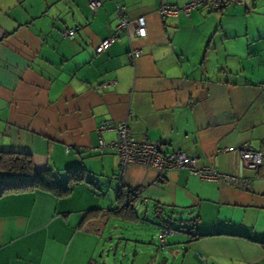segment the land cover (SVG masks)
Listing matches in <instances>:
<instances>
[{"label":"crops","instance_id":"1","mask_svg":"<svg viewBox=\"0 0 264 264\" xmlns=\"http://www.w3.org/2000/svg\"><path fill=\"white\" fill-rule=\"evenodd\" d=\"M88 1L0 0V149L30 154L61 180L67 168L85 170L64 196L0 195V264H116L108 220L149 222V214L157 229L177 219L180 231L141 264H264V0L176 17L159 15L160 0H99L95 12ZM119 5L129 18L145 16L147 34L130 42L120 34L95 53ZM71 27L73 38L62 34ZM130 44L141 48L133 64ZM124 119L135 137L145 132L164 152L195 155L198 166L244 184L130 164L125 185L139 196L123 219L117 155L100 144L115 131L98 127ZM244 142L262 153L258 179L241 165Z\"/></svg>","mask_w":264,"mask_h":264},{"label":"built area","instance_id":"2","mask_svg":"<svg viewBox=\"0 0 264 264\" xmlns=\"http://www.w3.org/2000/svg\"><path fill=\"white\" fill-rule=\"evenodd\" d=\"M232 3H239L238 0H187L182 5L178 6L160 0L158 13L161 17H176L179 12H183L189 16L192 9L196 7H206L209 11H222ZM100 4L99 0H89L90 9L95 12ZM118 22L114 31L94 46L95 53H100L106 50L120 34H124L130 42L133 38L144 37L147 34L146 18L138 15L135 18L127 17L123 6H117ZM76 27H71L62 30V34L73 38ZM141 48L130 44L127 51V61L133 64L140 56ZM114 83V80L108 81L105 85ZM112 129L115 131V137L108 144L100 141L102 145H108L115 150L117 155V180L120 186L125 185V174L127 167L130 164H139L146 167H151L159 172L163 177L168 170L186 168L189 173L203 180L218 182L223 180L232 184H244V180L236 175L222 173L216 168L209 166H198V158L195 155H186L183 151H166L161 149L162 143L159 140L151 139L147 133L143 132L135 137L130 128L128 119L120 121H102L98 130ZM239 159L244 169L250 170L252 179L259 178V168L262 163L261 151L254 150L249 142H244L238 149ZM157 183V179L154 181ZM127 187V186H126ZM130 193L134 196H139V192L133 188L127 187ZM177 229L173 227H160L157 239L160 247L165 245V236L167 234L176 233ZM33 264V263H26Z\"/></svg>","mask_w":264,"mask_h":264},{"label":"trees","instance_id":"3","mask_svg":"<svg viewBox=\"0 0 264 264\" xmlns=\"http://www.w3.org/2000/svg\"><path fill=\"white\" fill-rule=\"evenodd\" d=\"M0 173H5L0 178V195L38 189L64 196L71 192L75 184L85 180V170L81 167L67 168L65 180H61L51 169H36L30 154L1 149ZM120 187L117 212L123 219L131 218L133 201L138 197L132 195L126 186Z\"/></svg>","mask_w":264,"mask_h":264},{"label":"rangeland","instance_id":"4","mask_svg":"<svg viewBox=\"0 0 264 264\" xmlns=\"http://www.w3.org/2000/svg\"><path fill=\"white\" fill-rule=\"evenodd\" d=\"M232 5H235V3H232L228 5L225 9L222 11L228 9ZM251 8V7H250ZM254 9V8H251ZM258 10V9H257ZM264 13V11H259ZM219 13V11H211L208 12V14H215ZM262 23L259 27V35L261 37H264V19H261ZM5 173H0V178H3ZM146 220L142 219L138 223H132L128 224V222H123L121 220L110 218L108 220V225L110 227V231H113L114 229V240H116L113 244L116 245V264H128L131 262V264H141L143 262V259L141 260V255H147L148 251L151 249L153 254H157L158 257L161 256V253L166 251L165 249H161L158 244V239L156 238L158 231L160 228L157 229V224L161 225L160 222H158L155 218H153L150 214L147 215ZM113 222L116 223V227H112ZM157 223V224H156ZM173 224L171 227L177 229V232L179 233V222L177 219H173L171 221ZM125 225V226H122ZM131 225V226H128ZM157 226V227H156ZM167 226V225H162ZM161 227V226H160ZM183 234V233H182ZM171 234H167L166 237L169 239ZM119 240V241H118ZM168 245V242L166 243ZM113 245V247H114ZM166 245V247H167ZM141 250H143L141 252ZM113 251L111 252V254ZM127 255V258H125ZM167 255V254H166ZM135 257V258H134ZM150 264V263H149Z\"/></svg>","mask_w":264,"mask_h":264}]
</instances>
